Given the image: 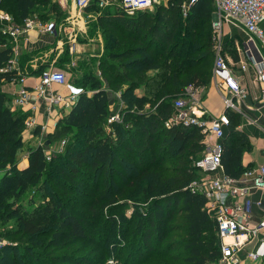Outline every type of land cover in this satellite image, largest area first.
I'll use <instances>...</instances> for the list:
<instances>
[{
	"label": "trees",
	"instance_id": "1",
	"mask_svg": "<svg viewBox=\"0 0 264 264\" xmlns=\"http://www.w3.org/2000/svg\"><path fill=\"white\" fill-rule=\"evenodd\" d=\"M2 1L4 11L17 24L33 14L45 22L63 13L52 0H4L7 6ZM184 1L167 0L151 13L139 11L133 15L114 7L86 8L102 12L88 24L89 36L100 29L106 42L119 50L106 51L97 62L102 78L92 74L94 60L71 68L72 84L83 88L87 82L86 90L91 94L83 89L74 106L48 133L49 140H59L71 130L87 134L83 145L62 152L66 155L60 156L61 161L54 162L52 157L46 160L43 148L36 146L27 148V165L16 166L19 151L25 147L22 131L29 114L12 109L10 99L0 91V169L5 170L0 175V212L9 209L24 235L48 239L43 247L48 260L38 261L41 251L27 245L29 264H103L102 260L111 255L109 247L117 243L112 238L116 235L135 242L133 255L128 258L131 264H211L218 259L215 220L205 208L204 196L187 188L200 174L193 164L204 150V135L196 126L164 127L174 113L176 97L186 88L205 90L212 83L213 1L197 0L183 17ZM228 54H233L234 63L238 61L235 53ZM13 57L12 46L0 26V69ZM70 61L65 50L56 66L64 69ZM21 75L17 70L0 72V85ZM103 77L108 86L101 83ZM106 88L120 92L124 101L121 122H112L107 130ZM225 112L230 130L224 141L222 172L239 178L251 169L242 164L243 153L250 145L244 135L232 130L239 120L237 113ZM103 174L106 178L102 185L93 181ZM82 177H88L90 183L85 184L88 188L83 194L79 190ZM46 187L51 188L50 196ZM32 190L41 199L29 200L26 208L18 206ZM73 194L84 197L82 202L74 198L76 213L68 207ZM125 200L135 204L129 216L122 210ZM139 202L145 204L144 208ZM100 213L105 217L102 226H113L108 233L93 231L99 223L89 230L93 220L101 218ZM79 242L99 246L101 252L97 258L86 256L82 245L75 248L74 258L55 254ZM121 252L114 248L116 255Z\"/></svg>",
	"mask_w": 264,
	"mask_h": 264
},
{
	"label": "built area",
	"instance_id": "2",
	"mask_svg": "<svg viewBox=\"0 0 264 264\" xmlns=\"http://www.w3.org/2000/svg\"><path fill=\"white\" fill-rule=\"evenodd\" d=\"M67 2V0H65ZM197 0H185L181 4V12L186 16L191 6ZM214 5L213 21V49L212 83L219 93L224 111L211 119L204 118L205 110L197 98V92L191 87L184 92L189 93V103L182 99L174 102V113L164 122V127L196 126L204 135V150L194 162L193 167L202 175L203 179L192 181L187 188L191 192L200 193L206 200L205 208L216 223V234L219 239V257L211 264H239V254L246 246L253 244L252 249L246 251V258L254 261L264 257V218L258 223L252 221V202L247 199L253 191L264 195V164L251 168L242 173L239 178L224 175L221 166L226 130L230 129V121L225 111H238V103L247 97V89L242 80L235 75L228 62L221 54L219 36L224 24L230 23L241 28L246 38L241 46L246 59L251 63L258 85L259 98L264 102V0H212ZM63 4L64 0H62ZM154 0H71V5L82 11L92 5L99 8L114 7L127 15L139 11H149ZM3 33L10 42L30 30L56 37L58 27L53 21H38L27 18L21 25H14L7 13H0ZM72 50V48L70 49ZM16 60L12 58L0 72H12ZM18 86L11 108L26 111L29 114L37 110V104L44 101L48 114L52 111L70 110L76 103L82 89L71 90L61 94L54 90L55 86H65L66 75L53 68L41 70L38 82L31 89L25 86V77L11 81ZM116 105L121 110V93L116 94ZM25 112V113H26ZM239 112V111H238ZM108 124L121 122L116 115L107 119ZM24 126L28 130L39 128L29 115ZM55 128L56 122L53 125ZM41 131H47L41 126ZM49 132V131H47ZM46 160L50 157L46 155ZM4 242L0 240V246ZM112 263V262H110Z\"/></svg>",
	"mask_w": 264,
	"mask_h": 264
},
{
	"label": "rangeland",
	"instance_id": "3",
	"mask_svg": "<svg viewBox=\"0 0 264 264\" xmlns=\"http://www.w3.org/2000/svg\"><path fill=\"white\" fill-rule=\"evenodd\" d=\"M3 3H6V6L8 5V2H4V0L2 1ZM71 2V1H70ZM167 2V0H154V3L152 5V8L148 11V12H153L156 6L159 5H165ZM2 4V3H1ZM0 4V13H7L6 11H4L3 8V4ZM66 7L65 8H61L62 10V14L61 15H56V17H59L58 19L53 18L54 21L58 20V22L60 21V23H64V26H66L65 24V19L70 15V7H71V3H68V1L66 2ZM11 20L13 21V17L7 13ZM60 14V13H59ZM65 14V15H64ZM102 12H95L93 10H89L86 9L84 10V12H81L80 14L78 13V11H75V17H81L82 19H90V20H94L97 18V16L101 15ZM104 14V12H103ZM81 15V16H79ZM183 16V15H182ZM185 17V16H183ZM213 21V18H212ZM90 22V21H89ZM212 24V22H211ZM0 26L1 29H3V25L0 22ZM263 28H264V23L262 24ZM88 29V28H87ZM212 29V27H211ZM211 32L214 34L213 29L211 30ZM63 34V33H62ZM99 34V35H98ZM106 35L101 33L100 29H97V33H95L92 36V40H94L95 42H98V45L95 49V54L94 56H88L85 61V63L88 60H94V64H91V66L93 65L92 68V74H95L97 77L102 78L101 74L99 72V70L97 69V62L100 61L102 57V55L107 54L108 51L112 50V51H117L119 49H117V46H114V44H109L106 42ZM246 38V34L245 32L239 28L238 26L232 25L230 23L224 24L220 36H219V44L221 46V54L224 56V59L228 62L230 67H233L235 70H240L245 76L246 74L252 75V71H253V67L251 65V63L246 59L245 54L243 52L241 43L242 41ZM49 48H52V45L48 46ZM226 48H229L232 53H235L238 56V61L236 63H234L232 61V55L233 54H228V50ZM107 51V52H106ZM73 57L71 58L72 61ZM66 65L64 69H58V68H53L59 71H62L65 75L66 78L68 80V82H71V84L73 83V79L74 76L71 73V68L74 67V65L71 63ZM101 83L104 86H108V84L105 81V77H103V79H101ZM74 85V84H72ZM82 85V84H81ZM212 85V84H211ZM210 85V86H211ZM88 86V83L85 82L83 84V88L86 92H88V94H91V91L86 90ZM209 86V87H210ZM81 88V87H78ZM108 97H109V116L108 119L112 116H116L120 114V105L117 106L115 100H117L116 94L118 92H114L108 88L105 89ZM141 90H137L136 93H139ZM197 92V98L203 100V97L207 91V89H197L195 90ZM7 96V95H6ZM189 93L184 92L176 97V101L178 99H182L184 101H186L187 103H189L190 97ZM199 99V100H200ZM11 100V99H10ZM175 102V101H174ZM10 104V102H9ZM121 106H123L124 101H122L121 99ZM46 109V108H45ZM122 109V108H121ZM62 111V110H61ZM64 111L63 113L68 112ZM57 113L59 111H56ZM42 116L40 115H35L32 114L31 118L34 120V122L36 124H38L39 129H38V133L36 135H34V131L33 130H27L24 126V130L22 131V141L25 144V147H22L21 150L19 151V154L17 156V162H16V166L18 168H22V165H24V163L27 160V148L28 147H36V146H40L43 148L44 152L46 155H48L50 158L52 157V159L54 160V162L56 161H61V157L60 156H64L66 154H62V152H64V150H68V153L71 152V150H76L78 148V146L83 145L87 131H82L79 132L76 130H71V132L68 135H65L64 137H62L59 140H52L50 141V137L48 135L50 128L54 127V123L56 121V124L58 122V120H60L61 116L58 114V116L53 120H49L48 122H44L43 118H41ZM53 121V122H52ZM108 121L106 122L105 128L107 130L108 128ZM41 126H44L45 129H47V131H41ZM67 153V154H68ZM63 158V157H62ZM50 162V161H48ZM6 170H9V168L7 167ZM5 170H1L0 169V175L4 172ZM197 179H203L205 178V175L199 174L197 175ZM95 178V177H94ZM93 178V181L98 180V182L102 185L103 184V180H105L106 175H100L99 177ZM89 183V178L88 177H82V179L80 180V192H86V188L85 184ZM47 188V194L49 193L48 196H50L52 194V192L50 191V187H46ZM111 192V190H110ZM82 194L78 195H74L71 197V202L68 203V207L71 206V210L74 212L75 206H74V198L75 201H79L82 202L84 200V197L82 196ZM41 198L32 190L30 191V193L26 196V197H22L18 203V206L22 207V208H26L29 204V200H36V202H38ZM45 199V198H43ZM70 204V205H69ZM123 207L122 210L124 212V214L126 216H129L131 211L134 210V206L135 204L132 203L131 201H127L125 200L123 203ZM139 206H141V208H144L143 206L145 204H143L142 202L138 203ZM9 209H6L5 211L2 210V212H0V240H2L4 243L0 246L2 249H0V264H29V260L27 258V253H26V248L27 245H34L37 246V249H39L41 251V257L40 259H38V261H42V260H48L49 259V254L47 253V251L43 250L45 247V244L47 243L48 239L47 237L44 236H38V237H29L24 235L20 229L17 227L15 220L10 216L9 214ZM76 213V211H75ZM104 213H100V217L99 219H94L93 220V224H91V226L89 227V230L92 231V226L99 223V225H97V227L93 230L95 233L98 232H102V233H108L109 230H111L113 228V226H107V227H103L102 224L104 222ZM120 223V222H119ZM116 238L113 240L117 241L115 247H112L113 245H111L109 247L112 248L111 250V255L108 257H106L103 261V264H131V262L129 261V255H133L134 252V245L135 242L131 241L129 238L126 240H122L121 237L119 236H115ZM84 243H77L75 245V247L73 248L72 246L69 247L68 249H63L61 251L55 252V254H63L67 259L70 258H74V250L75 248H79L80 246H82ZM85 248L83 249L84 253L86 254V256L92 257V258H97V255L99 254V252H101V249L99 248V246H90V245H83ZM41 247V248H39ZM114 248L120 249L121 255H116V253L114 252ZM96 249H100L99 251H96ZM95 250V251H93ZM45 251V252H44ZM116 251V250H115ZM128 254V255H127ZM112 262V263H110ZM33 264H35V261H33ZM53 264V263H52ZM62 264H73V262H69V263H62Z\"/></svg>",
	"mask_w": 264,
	"mask_h": 264
},
{
	"label": "crops",
	"instance_id": "4",
	"mask_svg": "<svg viewBox=\"0 0 264 264\" xmlns=\"http://www.w3.org/2000/svg\"><path fill=\"white\" fill-rule=\"evenodd\" d=\"M57 3L62 9L68 4H63L62 0H52ZM71 3V0H67ZM64 2H66L64 0ZM85 10V9H84ZM82 11L76 10L75 7L71 5L70 15L65 19V24L60 23V21H54L49 19L48 21H53L58 27V34L53 37L49 34L39 32L37 29L30 30L22 36L18 37L15 41L10 40V45L13 49L14 59L16 60L15 69L21 75L20 77H25V86L31 89L38 82V77L40 71L45 68H57L56 62L59 60L63 51L67 50L70 58L73 57L71 63L76 66L77 63L85 62L88 56H94L95 49L98 42L92 40L89 36L88 24L95 22L90 19H82L81 17H75V11L80 14ZM81 16V15H79ZM28 18H35L40 21L38 17L33 14ZM90 21V22H89ZM14 25L17 24L12 21ZM63 33V34H62ZM99 35V34H98ZM52 45V48L48 46ZM72 48V50H70ZM25 55V56H24ZM24 56V58H21ZM26 61V62H24ZM235 75L239 77L244 83L247 89V97L239 102L238 111L235 112L239 116L237 125L232 126V130L237 133L244 135L250 145V149L245 151L242 156V164L247 168H255L259 165L264 164V102L259 98L258 85L255 82V73L252 71V75L243 74L240 70H235L231 67ZM208 87L203 100L200 99L203 109L205 110L204 118L211 119L216 117L224 111L221 97L214 87V83ZM82 89L71 82H68L65 86H55L54 90L61 94L70 93L71 90ZM18 86L12 82L2 83L0 85V91L7 95L10 100V107L12 99L15 97ZM83 93V89L82 92ZM80 93V94H81ZM79 94V95H80ZM46 105L44 101L37 104V110L34 113L42 116L44 122L49 120H54L58 114L62 116V112L58 113L54 110L48 114L45 109ZM28 115V116H29ZM53 122V121H52ZM56 122V121H55ZM54 128H50L49 133L53 132ZM230 129L226 130L228 133ZM27 165V160L22 165V168ZM252 202V221L258 223L264 218V195L259 191H253L249 194L248 198ZM253 244L246 246L244 251L239 254V264H264V257L257 260L251 261L246 258V251L252 249Z\"/></svg>",
	"mask_w": 264,
	"mask_h": 264
}]
</instances>
